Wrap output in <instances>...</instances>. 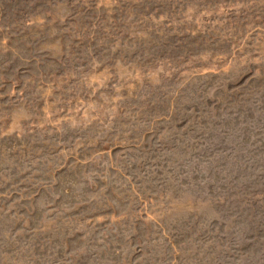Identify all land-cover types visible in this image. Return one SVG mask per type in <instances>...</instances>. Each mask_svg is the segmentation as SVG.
Returning a JSON list of instances; mask_svg holds the SVG:
<instances>
[{"label": "rangeland", "instance_id": "rangeland-1", "mask_svg": "<svg viewBox=\"0 0 264 264\" xmlns=\"http://www.w3.org/2000/svg\"><path fill=\"white\" fill-rule=\"evenodd\" d=\"M0 264H264V0H0Z\"/></svg>", "mask_w": 264, "mask_h": 264}]
</instances>
